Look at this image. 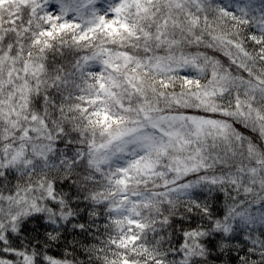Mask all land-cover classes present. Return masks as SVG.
I'll list each match as a JSON object with an SVG mask.
<instances>
[{"label":"snow or ice","instance_id":"obj_1","mask_svg":"<svg viewBox=\"0 0 264 264\" xmlns=\"http://www.w3.org/2000/svg\"><path fill=\"white\" fill-rule=\"evenodd\" d=\"M0 264H264V0H0Z\"/></svg>","mask_w":264,"mask_h":264}]
</instances>
